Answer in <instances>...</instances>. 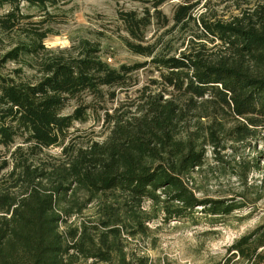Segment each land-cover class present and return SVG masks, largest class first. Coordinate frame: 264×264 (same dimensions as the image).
Wrapping results in <instances>:
<instances>
[{
	"label": "trees",
	"instance_id": "1",
	"mask_svg": "<svg viewBox=\"0 0 264 264\" xmlns=\"http://www.w3.org/2000/svg\"><path fill=\"white\" fill-rule=\"evenodd\" d=\"M71 1L0 0V11L6 10L0 32L24 39L0 54V146L13 150L0 164V264H135L120 228L130 223L142 234L151 220H144L151 215L143 211L146 204L169 223L198 212L210 221L224 219L249 203L246 197L199 198L189 179L204 166L207 148L220 155L264 130V3L228 21L201 16L198 41L180 53L147 42L154 19L169 26L159 10L167 0L154 3L153 15L121 11L126 47L149 61L117 70L89 42L50 51L45 40L51 33L44 29L50 22H30L34 15L23 11L26 5L51 17ZM193 10L177 5L172 28L196 22ZM147 67L159 73L160 92L142 93L132 112L110 115L101 107L117 98L113 89L135 86L133 75ZM99 111L111 127L107 139L74 144L75 125ZM51 149L61 150L58 163L35 166ZM258 167L252 171L261 175L263 200L264 170ZM94 206L101 229L70 224ZM260 250L264 225L232 247L251 263H264Z\"/></svg>",
	"mask_w": 264,
	"mask_h": 264
},
{
	"label": "rangeland",
	"instance_id": "2",
	"mask_svg": "<svg viewBox=\"0 0 264 264\" xmlns=\"http://www.w3.org/2000/svg\"><path fill=\"white\" fill-rule=\"evenodd\" d=\"M158 0H72L61 5L59 10H52V16L46 17L36 10L26 9L24 12L34 15L30 22L49 21L44 29L50 31L45 40L50 51L72 50L82 42L99 45L102 59L111 68L120 69L123 65H134L149 61L144 57L132 54L124 43L126 33L118 14L121 11H135L143 15L146 10L154 14L153 5ZM264 0H167L159 10L169 20V26L162 28L154 19L148 29L147 42L157 44L160 50L169 47L173 53H180L189 46L191 41H198L201 35V16L210 22L228 21L243 12L249 11ZM187 4L194 7L193 18L186 28L173 27V12L177 5ZM6 10L0 11V14ZM24 41L18 33L3 34L0 32V54H4ZM212 47V46H210ZM15 68V65H9ZM135 86L127 89H113L118 96L113 101L102 104L110 115L115 110L120 113L132 112L139 105L142 93L160 92L162 85H155L159 73L153 67H147L133 75ZM89 101V100H88ZM104 111L90 116L85 124H76L71 131V140L77 146L90 142H104L110 134ZM206 123V122H205ZM255 139L243 145H227L225 152L213 154L207 148L206 162L201 169H196L189 179V186L199 198L246 197L248 206L243 211L227 218L210 221L198 212L188 220H177L166 223L162 214L153 215L149 204L143 211L150 213L145 216L143 233L137 229L120 228L121 243L128 259L135 264H264L258 260L248 262L235 252L232 247L243 237L250 235L258 227L264 225V199L260 198L261 176L252 171L254 165L264 170V130L258 129ZM11 152L0 146V164L10 161ZM61 150L45 151L35 166L56 165L60 160ZM258 167V168H259ZM7 173V172H5ZM247 176V177H246ZM99 206H94L71 220L70 224L84 223L92 229H101L99 225ZM157 215V216H156ZM258 253L264 252L260 250ZM80 264H103L95 261Z\"/></svg>",
	"mask_w": 264,
	"mask_h": 264
}]
</instances>
